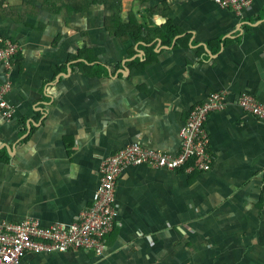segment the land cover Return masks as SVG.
<instances>
[{
    "label": "crops",
    "instance_id": "1",
    "mask_svg": "<svg viewBox=\"0 0 264 264\" xmlns=\"http://www.w3.org/2000/svg\"><path fill=\"white\" fill-rule=\"evenodd\" d=\"M249 1L238 16L213 0H122V25L147 26L139 40L115 31L125 28L106 5L4 1L0 35L21 47L14 118L0 121V221L75 223L105 159L134 144L179 154L192 109L229 95L206 121L208 173L130 167L103 256L27 253L19 264H264V123L238 105L242 94L264 105V0Z\"/></svg>",
    "mask_w": 264,
    "mask_h": 264
},
{
    "label": "built area",
    "instance_id": "2",
    "mask_svg": "<svg viewBox=\"0 0 264 264\" xmlns=\"http://www.w3.org/2000/svg\"><path fill=\"white\" fill-rule=\"evenodd\" d=\"M220 8L232 10L240 16L249 0H213ZM18 43L0 35V121L14 118V107L7 101L11 91L9 73L20 51ZM228 93L218 92L197 105L189 114L180 132L182 141L179 154L172 156L157 150L130 145L105 159L100 168V185L92 206L84 211L71 225L56 224L43 227L34 220L8 223L0 221V264H19L27 253L67 254L73 252L93 253L103 256L106 237L115 227L116 187L123 172L130 167H147L153 170L174 172L184 169L187 173H208L213 159L210 154V138L206 121L211 114L222 112L228 104ZM239 107L258 121L264 123V105L248 94L238 99Z\"/></svg>",
    "mask_w": 264,
    "mask_h": 264
},
{
    "label": "trees",
    "instance_id": "3",
    "mask_svg": "<svg viewBox=\"0 0 264 264\" xmlns=\"http://www.w3.org/2000/svg\"><path fill=\"white\" fill-rule=\"evenodd\" d=\"M5 0H0V10L1 6L4 3ZM44 2V5H47L51 8V10L55 13H58L62 10V8H66L71 10L72 12H77L78 10L81 11H89L91 7L95 5H106L108 9L112 12V15L110 16V20H113L112 25L114 26H122L125 29L122 32H118L115 27V31L118 34H124V36H130L134 39H141V34L143 31H146L147 26L146 25H140L136 26L135 29H129L128 26L122 25L120 20V13L122 10V0H42ZM140 2H144L146 0H139ZM109 26V24H107ZM112 26V27H113ZM133 39V40H134ZM137 40V41H138Z\"/></svg>",
    "mask_w": 264,
    "mask_h": 264
},
{
    "label": "clouds",
    "instance_id": "4",
    "mask_svg": "<svg viewBox=\"0 0 264 264\" xmlns=\"http://www.w3.org/2000/svg\"><path fill=\"white\" fill-rule=\"evenodd\" d=\"M1 69V68H0Z\"/></svg>",
    "mask_w": 264,
    "mask_h": 264
}]
</instances>
